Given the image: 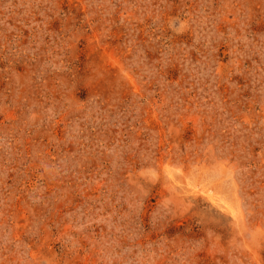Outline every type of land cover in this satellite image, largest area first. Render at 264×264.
I'll list each match as a JSON object with an SVG mask.
<instances>
[{"label":"rangeland","instance_id":"obj_1","mask_svg":"<svg viewBox=\"0 0 264 264\" xmlns=\"http://www.w3.org/2000/svg\"><path fill=\"white\" fill-rule=\"evenodd\" d=\"M0 264H264V0H0Z\"/></svg>","mask_w":264,"mask_h":264}]
</instances>
